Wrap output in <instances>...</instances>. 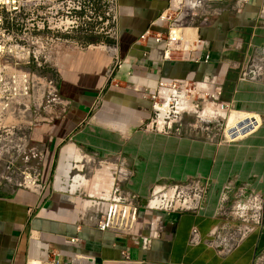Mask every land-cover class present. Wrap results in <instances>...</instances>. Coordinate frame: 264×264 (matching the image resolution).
Wrapping results in <instances>:
<instances>
[{"label": "crops", "instance_id": "1", "mask_svg": "<svg viewBox=\"0 0 264 264\" xmlns=\"http://www.w3.org/2000/svg\"><path fill=\"white\" fill-rule=\"evenodd\" d=\"M169 5L170 0H119L118 50L127 62L116 76L117 86L113 83L102 94L109 64L104 49L79 50L64 60L53 106L65 107V112L59 120L34 129L31 139L40 153L38 165L46 189L42 194L15 187L0 192V264H29L28 240L32 248L34 238L36 252L45 248L53 254L61 252L73 264H92L85 257L98 258L95 264H257L264 253V224L228 254H220L210 241L216 239L214 228L226 220L219 213L226 189H231L230 202L242 186L264 195V83L241 79L242 66L264 51V23L258 7L251 10L249 5L243 12L218 13L198 32L205 39L200 55L208 52L212 57L208 64L185 59L181 52L166 60L165 43H156L154 37L166 35L168 28L152 23ZM148 29L153 35L142 40ZM196 29L190 31L192 36L197 35ZM111 50L110 58L117 52ZM161 78L190 83L217 78L221 101L239 114L256 118L258 124L245 135L229 138L235 140L230 143L145 129L152 102L135 88H155ZM76 154H82L83 160ZM84 154L117 158L131 172L124 188L142 202L163 187L193 178H210L211 186L196 213L142 208L133 235L102 232L86 219V209L95 205L89 200L82 205L77 191L86 188L99 195L100 188H106L107 194L101 196L107 199L116 177L102 184L106 170H98L90 185L78 179L88 178L84 174L73 178L72 171L83 172V166L72 163H82L88 156ZM58 156L55 186L52 175ZM97 177L99 184L94 183ZM244 213L240 209L235 216ZM194 227L202 242L191 246ZM146 237H152V242L145 248ZM73 238L79 243L68 242Z\"/></svg>", "mask_w": 264, "mask_h": 264}, {"label": "built area", "instance_id": "2", "mask_svg": "<svg viewBox=\"0 0 264 264\" xmlns=\"http://www.w3.org/2000/svg\"><path fill=\"white\" fill-rule=\"evenodd\" d=\"M192 1L188 0L184 6V0H182L180 8L176 9L173 7V0H170L169 8L152 23V26L167 27V34L158 33L154 39L156 43H165L164 57L166 60L171 58L172 53L181 52L185 59H191L195 63L208 64L212 57L208 52L203 56L200 55V52L204 50L205 39L202 34H198L200 26L208 24V18L206 17L197 25L193 22L202 15L200 12L205 8L206 1L211 0H201L196 7H192ZM100 6L102 11L98 12L97 0H0V9L11 16V28H6L4 27L5 18L0 15V163L3 157L9 155L8 169L11 174L7 179L10 182H16L15 188L27 189L40 194L46 189L42 183V170L32 165L33 160L40 159L38 149L31 144L32 133L34 129L44 124L59 120L65 112L64 107L56 110L53 106L55 101L53 96L57 92L58 81L55 84L49 83L47 75L31 71L32 66L41 70H46L49 67L51 46L49 42L54 43V41L47 36L48 27L45 18L49 13L53 18H56L52 25L64 35L73 30L77 34L83 32V35L86 36L92 33L96 34L97 26L92 32L90 25L94 22L97 24V20H104V30L106 32L108 29L110 33L113 31V23L119 21V2L118 0H102ZM22 15L26 21L23 33L28 37L23 46L16 44L17 32H22V29H18L22 26L16 22ZM259 17L264 23V15L259 14ZM193 28H198L195 31L197 33L195 36L187 32ZM152 35V29H148L141 39L146 40ZM262 53V56L255 54L242 66L241 79L264 82V51ZM111 61L112 67L108 70L109 77H112L115 71L119 73L127 59L121 56L117 48V53L111 58ZM21 63L28 67L19 69L18 66ZM117 74L114 75L113 83ZM206 81L213 82L215 87L217 85L220 95L222 88L217 84V78ZM189 84L191 83L187 81L161 78L155 88H135L142 93L145 99L152 102L156 119H153L149 127L153 129L154 126L158 132L164 134L181 135V129L175 127V122L160 130L157 127V121L161 109L165 106L166 91L179 93L186 91L189 96L187 89ZM222 106L230 108L224 102H222ZM176 107L177 102H175ZM22 130L30 131V135L18 137L17 133ZM234 141L225 139L222 142ZM94 158L97 159V157ZM109 159L98 160H101V163H107ZM119 164L121 167L117 173L119 174L117 181L125 183L130 179L131 172L124 164L121 162ZM119 186L120 184H118L114 196L112 192V197L108 200L104 199L105 203L102 204L105 207L101 211L100 218L96 217L92 220L102 232L133 235L141 210V198L136 193ZM210 186V178L198 177L183 184L163 187L160 192L151 197L146 209L196 213L202 209ZM229 193H231V189H226L219 207L220 215L224 216L226 220L214 228L213 236L216 239L210 241V244L214 245L220 254L232 252L251 233L264 224V195L262 193L242 186L234 192L232 202L228 197ZM158 196L163 202L159 208H154L151 206V202ZM240 209L246 213L236 217L235 215ZM68 242L78 244L79 240L73 238ZM151 242L152 237L144 238L143 247H149ZM201 242L200 232L194 227L191 231L189 244L195 246ZM125 256L130 258L128 254ZM85 258L92 264L98 261V258L95 257ZM65 259L61 252L54 253L52 263L64 264Z\"/></svg>", "mask_w": 264, "mask_h": 264}, {"label": "rangeland", "instance_id": "3", "mask_svg": "<svg viewBox=\"0 0 264 264\" xmlns=\"http://www.w3.org/2000/svg\"><path fill=\"white\" fill-rule=\"evenodd\" d=\"M101 1L97 0L98 3V12L101 10ZM188 0H184V6H186ZM252 1V0H251ZM249 0H223L217 3H214L211 1H206L205 8L200 12L202 15L197 17L195 21L193 22L195 25L200 24L204 19L207 17L208 21L210 19H214L217 16L218 13L221 12H228V13H235V12H243L246 9H248V5L251 3ZM257 1V0H253ZM119 2V0H118ZM201 1H199L200 3ZM259 4L256 5H249V9L253 10L254 7H258L259 14L264 15V0H259ZM198 3V5H199ZM176 8V7H174ZM180 8V7H178ZM177 9V8H176ZM102 11V10H101ZM180 11V10H178ZM0 15H3L5 18V25L6 28H11V16L0 9ZM118 12V16H119ZM119 18V17H118ZM20 24L22 27H19L18 29H22V32H17L16 36V44H20L21 46L25 45L28 37L23 33V29L25 27V17L24 15L21 16L20 20L16 22ZM209 23V22H208ZM119 21L113 23V31L109 33L108 29L105 32V26H104V20L99 21L97 20V33L95 35L86 36L83 35L84 33L81 32L79 35L74 36L68 35L67 33L64 35V49L61 48V45H56L57 41L55 37H52L53 35H56L55 30H51L49 35L50 38H53L52 40L54 43L49 42L50 49H49V56H50V63L49 67L46 70H41L35 66H32L31 71L32 72H38L39 74L47 75L49 83L57 82L59 80V69L61 68L64 60L67 59V57L76 51L79 50H101L106 49L105 52L106 55L109 57V64L106 67L105 73H104V84L100 91V94L105 92L109 86L114 85L117 86L116 83L113 84L114 75H116L118 72L115 71L114 75L112 77H109L108 70L112 67V61L109 56L110 50L109 49H116L118 48L119 44ZM191 31V30H189ZM57 36V35H56ZM57 38L60 39V36H57ZM107 47V48H106ZM58 50V51H57ZM63 51V52H62ZM120 53V52H119ZM263 53L258 54L259 56H262ZM264 57V56H263ZM19 69L27 68L28 66L24 65L23 63L18 66ZM264 83V82H262ZM201 84V85H200ZM205 84H209L213 86V92L215 94H210L204 89H199L200 86H203ZM197 87V88H196ZM217 85L215 87V84L213 82L204 81L198 82L196 86V82H193L189 84L188 89V95L187 92L184 91L182 93H179L177 97H174V101L171 103V108L168 110V112H165V117L163 118L162 113H160L159 119L157 121V127L158 129L162 130L168 125L175 124L176 128L181 129V135L187 134L192 136H200L204 138H208L210 140L220 142L224 141L225 139H229L233 137L236 134L244 133V129L239 124V121L237 117L245 116L244 114L237 113L236 110L230 108H226L222 106V101L220 99L219 91L217 90ZM183 95V96H182ZM182 96V97H181ZM51 99V98H50ZM175 102H177V107L175 108ZM166 101L164 100V104ZM65 106V105H64ZM179 108L185 109L182 112L178 113ZM65 109V107H64ZM164 113V112H163ZM128 119H131L127 116ZM153 119H156V115L154 114V111L152 109L151 111V118L148 122L145 123L144 128L151 129L153 131H157L156 127L153 126V129L149 127L153 121ZM161 119H163V123L161 122ZM161 123V124H160ZM156 125V124H155ZM30 132V131H29ZM27 130H22L21 132L17 133L18 137H24L26 135H30ZM31 144L32 140H31ZM31 146V145H30ZM64 147V146H63ZM66 147V146H65ZM64 147V148H65ZM64 148L62 151H64ZM63 153V152H62ZM61 153V154H62ZM82 154H76L75 157H80ZM88 155L82 163H78L76 161H73V165L83 166V172H79V170L74 169L72 171V177L74 178L76 175L84 174L88 177V179L92 180L98 170H106V182L102 184H108L109 179L115 175L116 180L115 184L113 186V189L111 190L113 192V196L115 195L116 189L118 187V184H120V188H124L125 183H119L117 181V178L119 174L116 172L114 173V168H116L117 172L120 169L119 160L115 157H110L107 163H101V160L95 159L94 155L90 154H84ZM83 156V155H82ZM62 157V156H61ZM84 157V156H83ZM88 160H92V162H89ZM9 155L6 157H3V160L0 163V192H7L10 187H15V181L10 182L7 178L10 177L9 174ZM39 160L35 159L32 161V165H35L39 167L38 165ZM61 159H57L56 164L53 168V175H52V181H54L55 177L57 178L59 167H60ZM17 167L19 165H16ZM12 172V171H11ZM5 177V178H3ZM70 181V180H69ZM55 186H56V179H55ZM106 188H100V194L99 195H92L91 192H95L93 190H88L86 188H81L77 191V196L81 199L82 205L85 203V201L89 200L92 201L95 206L89 207L86 209V219L92 220L97 218H100L101 216V209L105 205L102 203H105V198L101 196V194H107L104 190ZM112 192L110 196L112 197ZM151 199L147 198L143 202H140L141 209L146 208L148 205V201ZM155 199H153L154 201ZM93 221V220H92ZM40 239V238H39ZM35 240V238H34ZM34 240L32 242V248L31 243L28 240V246L26 254L28 256L30 251V262L29 264H32L34 260L39 261L38 264H53V252L49 251L48 248L41 249L40 251L36 252L34 249ZM31 248V250H30ZM64 264H73L70 260L64 262ZM257 264H264V253L261 254L258 257Z\"/></svg>", "mask_w": 264, "mask_h": 264}, {"label": "bare ground", "instance_id": "4", "mask_svg": "<svg viewBox=\"0 0 264 264\" xmlns=\"http://www.w3.org/2000/svg\"><path fill=\"white\" fill-rule=\"evenodd\" d=\"M199 1H201V0H193L192 1V7H196V6H198V3H199ZM181 3H182V0H173V7H176V8H178V7H180L181 6ZM187 32H190L189 30H187ZM107 48V47H106ZM104 50H106L105 48H104ZM110 51H112L111 49H109ZM117 53V52H116ZM116 53L115 54H112V56H114V55H116ZM199 89H204V90H206L208 93H210V94H214V92H213V87L212 86H210V85H203V86H200L199 87ZM177 95H179V92H174V91H166V94H165V96H164V100L166 101V103H165V106L161 109V113H162V116H163V118L165 117V112L167 111L168 112V110L171 108V103L174 101V97H177ZM183 96V95H182ZM181 96V97H182ZM214 96H215V94H214ZM185 109H183V108H179V110H178V113L179 112H182V111H184ZM164 112V113H163ZM166 112V113H167ZM237 119H238V121H239V124L241 125V127L242 128H245L244 130V135L245 134H247L248 132H250L251 130H253L254 129V127H256L257 126V124H258V121L256 120V118H253V117H251V116H249V115H245V116H238L237 117ZM163 119H161V122L163 123V121H162ZM161 124V123H160ZM78 160H83V156H81L80 158H78ZM78 179H83L84 180V182H85V184H89L90 185V181H89V179L88 178H86V179H84V176H80ZM77 179V180H78ZM80 181V180H79ZM94 183L95 184H99V180H98V177L97 178H95V181H94ZM114 186V185H113ZM160 190V189H159ZM158 193V192H157ZM111 196H109L108 198H107V200L110 198ZM170 198H171V196H170ZM162 200L160 199V197L158 196L154 201H152L151 202V206L152 207H156V208H159L161 205H162ZM166 203V202H165Z\"/></svg>", "mask_w": 264, "mask_h": 264}, {"label": "flooded vegetation", "instance_id": "5", "mask_svg": "<svg viewBox=\"0 0 264 264\" xmlns=\"http://www.w3.org/2000/svg\"><path fill=\"white\" fill-rule=\"evenodd\" d=\"M45 21H46V26L48 27V29H47V36H48V38H49V39H53V38H50L49 33H50L51 30H55V31H56V35H57V36H60V39L57 38L56 35H53L52 37H55V38H56V41H57V43H58V45H61L60 47H61V48H64V45H63V42H64V39H63V38H64V34H63V33H59V32L57 31V27H53V25H52V22L54 23V22L56 21V18H53L52 15L49 13V14H47V16H46ZM49 24H50V25H49ZM96 26H97V24H96V22H94L93 24L90 25V30H91L92 32L95 31ZM76 34H77V33H76L74 30H73V31H70V32L68 33V35H73V37L79 35V34H77V35H76ZM90 35H95V34L92 33V34H90ZM90 35H89V36H90Z\"/></svg>", "mask_w": 264, "mask_h": 264}]
</instances>
